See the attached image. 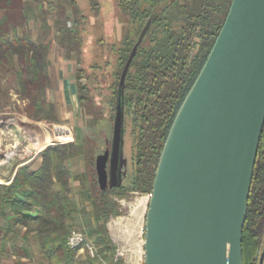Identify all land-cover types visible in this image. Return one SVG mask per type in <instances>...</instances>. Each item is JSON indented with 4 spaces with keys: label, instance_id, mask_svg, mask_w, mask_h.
Masks as SVG:
<instances>
[{
    "label": "trees",
    "instance_id": "16d2710c",
    "mask_svg": "<svg viewBox=\"0 0 264 264\" xmlns=\"http://www.w3.org/2000/svg\"><path fill=\"white\" fill-rule=\"evenodd\" d=\"M233 0H120L122 13L129 17L108 87L110 116L94 102L82 67V14L78 0H0V98L14 89L30 102L35 120L57 122L54 102L48 98L50 44L53 27L68 58L77 61V93L81 107L97 126L112 131L119 98L124 124L131 126L135 141L134 170L122 186L102 190L96 173L101 143L86 137L80 143L61 144L42 151V164L32 170L21 166L8 185L0 183V239L17 225L26 228L25 239L36 244L48 264H70L76 250L69 248L70 220L76 213L72 162L83 157L89 183L88 200L97 222L98 253L114 254L108 222L120 215L114 196L129 198L133 192L151 193L160 156L177 113L198 78L218 38ZM98 12L99 0H89ZM32 3L41 21L35 36L29 27ZM74 19L69 25L70 13ZM153 18L150 29L130 66L125 88L120 78L140 32ZM126 20V19H125ZM126 23V22H125ZM125 32V33H126ZM14 76L13 82H10ZM99 90V89H97ZM99 139L103 137L99 136ZM36 212V214H34ZM243 264H259L264 252V127L255 163L243 231ZM97 258H89L95 264ZM113 263V258L110 262ZM118 264H126L120 259ZM145 264V263H143ZM264 264V263H263Z\"/></svg>",
    "mask_w": 264,
    "mask_h": 264
},
{
    "label": "water",
    "instance_id": "95a60500",
    "mask_svg": "<svg viewBox=\"0 0 264 264\" xmlns=\"http://www.w3.org/2000/svg\"><path fill=\"white\" fill-rule=\"evenodd\" d=\"M152 20L123 68V88ZM263 127L264 0H233L164 144L146 215L145 264H243V231ZM62 132L55 129L56 135ZM96 173L102 190L129 178L121 98L111 154L107 150L96 157Z\"/></svg>",
    "mask_w": 264,
    "mask_h": 264
},
{
    "label": "rangeland",
    "instance_id": "374dc122",
    "mask_svg": "<svg viewBox=\"0 0 264 264\" xmlns=\"http://www.w3.org/2000/svg\"><path fill=\"white\" fill-rule=\"evenodd\" d=\"M99 2L100 7L98 9V12H96L92 9L89 0H78L79 6L82 10V14L86 17L83 22L84 24L82 25V38L84 47L83 55L81 56V68H83L85 71V76L88 79L87 84L91 88L92 97L95 99L94 102L99 105L104 112L106 111L105 116L108 118L111 113L108 87L114 81L112 73L117 66L116 59L118 56V54L113 51L112 48L113 45L116 46V48L119 47L124 34L131 35V33H127L126 31H124V25L127 26L129 24V20H127L129 19V17L122 13L118 5L120 3V0H99ZM35 8L36 4L32 3L30 11L31 15L29 18V27L37 36L42 31L41 21L36 17L37 11ZM69 13L71 16L70 26L73 27L75 22L71 12ZM50 32L51 30L49 31V33ZM72 57V61L77 63L76 57ZM13 80L14 76L11 77L10 82H13ZM82 115L83 122L81 126L68 125L69 123L64 121H59V123L47 122L44 120L40 121V125H38L39 127L37 128V130L40 128L43 129V131H49L52 134V139L43 143L41 147H43V145L45 144H49L48 147L61 145H52V143L56 140L55 129L58 127L70 128L75 134V137L76 135L79 137V143L85 136L95 137L100 143H102V139H99L98 137L101 136L103 138H106L110 134L109 125L104 124V122L101 126L95 125L92 116L88 115V113H86L84 109ZM19 124L20 121L16 115H7L0 113V134L8 135L12 139H14L17 138L16 129L19 128L21 135L18 134V146H23L24 148L30 149L34 153L37 149L34 150L30 146V144L34 142V139L32 138L35 132L34 128L28 127L27 125L22 126ZM134 143L135 141L131 134V128L127 125L124 130V154L128 158V170L130 174L134 170ZM103 144L104 143H102L101 145L104 148L105 145ZM12 149L13 147H10L8 152H10V150ZM72 169H74L76 173L77 180L75 183V189H73L74 195L72 194L74 197L76 213L72 217V222L70 220L71 230L83 231L99 247L96 234L97 222L94 218L92 206L87 197L89 192V183L86 174L87 167L85 165L83 157H76L73 159ZM0 183L5 184V181H0ZM150 194L151 193L133 192L130 194L129 198H119L114 196V200L119 204L121 214L113 216L110 219L109 227L111 229V233L109 230V235L113 243L117 245L116 251L121 250L124 252L125 256L123 258V261L126 264H128L130 259H132L133 257L138 259V256H141L143 258V260H141V263L144 262L145 222L149 206ZM100 256L102 257V260L97 259L95 261V264H104V262L110 263L113 258L111 254L106 255L100 253ZM71 264H89V261L85 256H80L75 258V260Z\"/></svg>",
    "mask_w": 264,
    "mask_h": 264
},
{
    "label": "crops",
    "instance_id": "0c3cea01",
    "mask_svg": "<svg viewBox=\"0 0 264 264\" xmlns=\"http://www.w3.org/2000/svg\"><path fill=\"white\" fill-rule=\"evenodd\" d=\"M30 25V20L28 22ZM51 32L47 36L46 42L50 44V53H49V75L51 80L50 90L48 92V98L55 103L58 114V123L59 121H64L69 123L68 125H78L81 126L83 120V108L81 107L78 99L77 93V84H76V72H77V63L72 61L73 57L68 58L66 55L65 48L58 41V32L53 27L52 21H50ZM52 33V34H51ZM36 36V35H35ZM55 38V39H54ZM65 51V52H64ZM76 86V87H75ZM8 103V105H7ZM12 107V108H10ZM30 102L19 97L14 89H10L9 92L0 98V113L11 115L14 114L20 121L19 125L28 127H33L35 132L33 135L34 142L30 146L35 150L34 155L28 160H21L19 158H10L6 164L0 165V181L8 185L13 180L18 171V169L23 165H28L32 170L38 169L42 164V151L46 147L48 148L49 144L41 145L48 140L52 139V134L49 131H43V129H38L40 121L35 120L29 114ZM12 109V110H10ZM56 122V123H57ZM17 138L12 139L8 135L0 134V147L8 153L9 148L14 145H19L18 134L21 135L19 128L16 129ZM74 142L79 143L78 136L73 133ZM91 137V136H85ZM83 138V139H84ZM92 138V137H91ZM82 139V140H83ZM77 140V141H76ZM19 147V146H18ZM23 146H20L19 149H23ZM4 161V158L0 156V163ZM73 172V181L72 186L75 189V183L77 180L76 173L74 169ZM74 195V194H73ZM72 195V199L74 197ZM36 214V212H34ZM72 222V219H71ZM71 223H69L70 225ZM108 229L109 227L108 222ZM26 228L22 225H17L13 231L6 234L3 238L0 239V264H48L49 261L45 255L38 249L36 244L33 242H28L25 239ZM73 230H70V233ZM113 236V235H112ZM98 247V246H97ZM99 250V248H98ZM85 256L89 261V258H97L102 260L100 253L98 256H92L87 251H78L76 250L75 258ZM111 256L113 257L114 254ZM143 258L138 256V259H130L128 264H143L141 263ZM71 264V263H70ZM114 264V263H112Z\"/></svg>",
    "mask_w": 264,
    "mask_h": 264
},
{
    "label": "built area",
    "instance_id": "2783aa9c",
    "mask_svg": "<svg viewBox=\"0 0 264 264\" xmlns=\"http://www.w3.org/2000/svg\"><path fill=\"white\" fill-rule=\"evenodd\" d=\"M70 25V22H69ZM63 132L56 135L55 141L52 143V145H57V144H68V143H73L74 142V136H73V131L68 128V127H62ZM34 155L33 151L27 148L24 149H19L18 145H14L13 149L10 150V152H6L0 147V156L4 158V161L0 163L6 164L10 158H19L21 160H28ZM67 244L69 248L75 249L78 251H87L90 253L92 256H98V247L96 243L91 240L86 233L83 231H72L67 239ZM125 256L124 252L121 250H117L116 253L113 256V263L118 264L120 259H123ZM124 260V259H123ZM128 262V261H127ZM104 264H111V263H106Z\"/></svg>",
    "mask_w": 264,
    "mask_h": 264
},
{
    "label": "flooded vegetation",
    "instance_id": "af4514ba",
    "mask_svg": "<svg viewBox=\"0 0 264 264\" xmlns=\"http://www.w3.org/2000/svg\"><path fill=\"white\" fill-rule=\"evenodd\" d=\"M125 123V121H124ZM128 124H124V130H125V127L127 126ZM129 126V125H128ZM114 128V126H113ZM131 128V126H130ZM132 130V129H131ZM132 134V133H131ZM133 136V135H132ZM112 141H113V129L112 131H110V134L106 137V138H103V142L104 143L103 145H105V147L103 148L102 145H100V152L98 153L99 154H102V153H105L107 150H110V154H111V148H112ZM101 143V144H102ZM135 144V143H134ZM97 155V156H98ZM111 158V157H110ZM108 171H110V159L108 161ZM122 178L121 175H119V180Z\"/></svg>",
    "mask_w": 264,
    "mask_h": 264
}]
</instances>
